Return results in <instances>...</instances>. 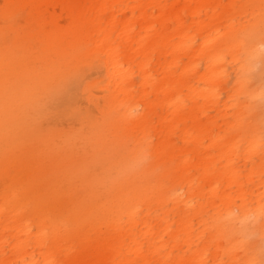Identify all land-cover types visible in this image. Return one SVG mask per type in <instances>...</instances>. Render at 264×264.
Returning a JSON list of instances; mask_svg holds the SVG:
<instances>
[{
  "label": "rangeland",
  "instance_id": "obj_1",
  "mask_svg": "<svg viewBox=\"0 0 264 264\" xmlns=\"http://www.w3.org/2000/svg\"><path fill=\"white\" fill-rule=\"evenodd\" d=\"M262 46L264 0H0V264H264Z\"/></svg>",
  "mask_w": 264,
  "mask_h": 264
},
{
  "label": "clouds",
  "instance_id": "obj_2",
  "mask_svg": "<svg viewBox=\"0 0 264 264\" xmlns=\"http://www.w3.org/2000/svg\"><path fill=\"white\" fill-rule=\"evenodd\" d=\"M261 51H264V46L261 47ZM232 215L238 216V210H234ZM264 218V204L257 205L255 208L249 209L243 217H240L239 223L243 225H255L259 223L260 219ZM246 240H251L256 238V233L254 231L246 232L245 234ZM260 250H257V254L253 256L250 261V264H261V259L259 255Z\"/></svg>",
  "mask_w": 264,
  "mask_h": 264
}]
</instances>
